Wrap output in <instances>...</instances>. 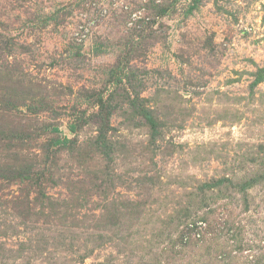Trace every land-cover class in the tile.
<instances>
[{
    "label": "rangeland",
    "instance_id": "rangeland-1",
    "mask_svg": "<svg viewBox=\"0 0 264 264\" xmlns=\"http://www.w3.org/2000/svg\"><path fill=\"white\" fill-rule=\"evenodd\" d=\"M0 264H264V0H0Z\"/></svg>",
    "mask_w": 264,
    "mask_h": 264
}]
</instances>
